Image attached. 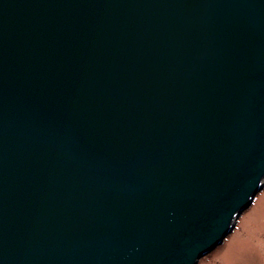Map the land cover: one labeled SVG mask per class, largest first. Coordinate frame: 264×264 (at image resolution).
I'll use <instances>...</instances> for the list:
<instances>
[{
	"label": "water",
	"instance_id": "obj_1",
	"mask_svg": "<svg viewBox=\"0 0 264 264\" xmlns=\"http://www.w3.org/2000/svg\"><path fill=\"white\" fill-rule=\"evenodd\" d=\"M264 190V0H0V264H200Z\"/></svg>",
	"mask_w": 264,
	"mask_h": 264
},
{
	"label": "rangeland",
	"instance_id": "obj_2",
	"mask_svg": "<svg viewBox=\"0 0 264 264\" xmlns=\"http://www.w3.org/2000/svg\"><path fill=\"white\" fill-rule=\"evenodd\" d=\"M200 264H264V190L242 215L224 244Z\"/></svg>",
	"mask_w": 264,
	"mask_h": 264
}]
</instances>
